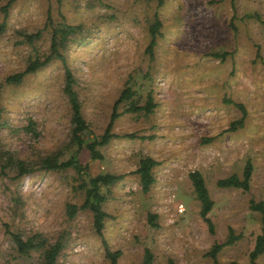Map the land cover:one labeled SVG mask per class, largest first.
I'll return each instance as SVG.
<instances>
[{
    "label": "rangeland",
    "instance_id": "obj_1",
    "mask_svg": "<svg viewBox=\"0 0 264 264\" xmlns=\"http://www.w3.org/2000/svg\"><path fill=\"white\" fill-rule=\"evenodd\" d=\"M6 0H0V7ZM51 24L27 42L23 34ZM154 14L160 21L152 53L144 48ZM3 12L0 10V21ZM0 32V264H39L41 249L17 252L5 229L22 237L40 233L46 244L60 242L55 264H108L101 237L120 250L118 264H140L143 247L153 264H212L205 251L235 235L216 253L218 264H250L248 252L260 229L259 212L249 199L264 202V0H14ZM77 25L60 51L73 77L88 136L103 131L120 89L133 94L116 106L111 132L98 146L100 158L77 151L84 172L39 168L46 155L67 158L70 110L62 92L58 58L19 82H4L28 59L48 52L50 28ZM226 51L220 59L213 53ZM154 105L145 112L123 111L140 105L147 92ZM245 115L240 126L229 122ZM133 133L126 136L125 133ZM150 156L153 182L142 191L135 168ZM9 158V161L6 159ZM34 170L13 177L15 161ZM251 162L249 187L217 186L238 176ZM198 170L212 199L207 213L213 230L198 213L188 172ZM120 175L101 187L106 212L99 236L88 209L68 217L65 203L79 204L80 181L87 175ZM181 203L182 211L177 210ZM155 215L151 225L147 214ZM264 264V252L256 259Z\"/></svg>",
    "mask_w": 264,
    "mask_h": 264
},
{
    "label": "trees",
    "instance_id": "obj_2",
    "mask_svg": "<svg viewBox=\"0 0 264 264\" xmlns=\"http://www.w3.org/2000/svg\"><path fill=\"white\" fill-rule=\"evenodd\" d=\"M14 0H6L3 5H1L0 10L3 12V19L0 21V32L3 30L5 22L4 17L6 15L7 7ZM163 0H156V5H160ZM51 24L50 15L46 14L45 22L43 23L42 28H38L33 32L24 33L23 37L27 42H31L33 39L40 36V32L43 28ZM160 26V21L154 14L153 20L148 25L149 40L145 45L144 50L148 53H152L153 46L155 44V37L158 33V28ZM78 28L77 25H71L68 23H63L60 26H52L50 28L49 35V46L48 52L42 57H33L27 60L25 66L16 72L8 74L4 77V82H19L22 77L29 72H33L41 66L48 63L52 58H58L62 64L63 68V85L62 92L66 95L67 101L69 103L70 110V134L69 138L73 145H75L74 151L65 159H58L56 156L46 155L40 160L39 168L44 169H65L67 167L73 168L77 173L84 172L87 168L86 164L79 162L77 157V151L80 148H84L91 158H100L101 153L97 148L100 145L105 144L110 137L114 134L111 132V126L114 118L118 115L116 111V106L120 101L129 100L133 94V90L129 85L125 84L119 91L117 97L114 99L112 104V110L110 112L108 121L98 136H88V126L82 116L80 111V103L76 96V91L73 88L74 77L65 62V57L60 51V47H63L65 41L69 34L75 31ZM215 56L220 57V59L226 54V51H221L219 53H213ZM2 82L0 81V92H1ZM236 106L239 107L241 112L240 116L236 119H233L229 122L227 130H234L236 126L242 124V120L245 115V109L241 103L235 102ZM154 105L150 92L148 91L145 96V100L142 104L137 105L129 101L128 105L124 107L123 111H138L144 110L148 112ZM126 136H133V133H125ZM8 157L6 161H9ZM156 164V161L150 156H143L138 159L137 167L135 172L138 175L140 188L142 191H147L150 184L153 182V176L151 174L150 168ZM16 173L13 177H17L26 173H29L34 170L32 165L24 163L22 160L17 159L15 161ZM4 165L2 166V168ZM2 168L0 172H2ZM251 162L249 159H246L241 170V175L238 176L235 173H231L225 177L218 178L215 183L217 186L221 187H239L243 190H247L249 187V177L251 174ZM188 178L191 181L192 188L199 202L198 213L201 219L207 224V228L210 232L213 230V225L210 218L207 216L208 211L212 205V199L208 193V190L204 184L203 178L198 170H191L188 172ZM120 177V175L109 173V172H98L94 175H87L86 179L80 181V186L83 189V197L79 204L73 202L65 203V213L68 217L73 216L78 209H88L92 215V226L94 231L100 236L101 230L103 227V218L107 215L106 212L102 209L101 203L104 200L105 196L101 190V187L111 183L115 179ZM249 207L251 209L257 210L259 212L260 220V229L261 231L256 234L252 248L248 252V260L250 264H257L255 259L256 257L264 252V202L262 201H253L249 199ZM155 215L153 213L147 214V219L151 225H156L153 221ZM6 231L10 235L11 241L13 242L17 252L25 254L29 250L41 249L40 261L39 264H55L56 256L60 249V242L55 241L53 243L47 244L46 240L40 233H32L25 237H22L20 233L14 232L5 226ZM235 238L230 231L227 235V238L223 242H213L210 245V248L205 251V255H208L212 258V264H218L216 260V253L223 244L230 243ZM101 242L103 246L104 257L108 260V264H118L117 258L120 254L118 249H110L106 241L101 237ZM140 264H153V254L148 247H143L142 256ZM166 264H174L171 258H167ZM225 264H239L238 262L231 260Z\"/></svg>",
    "mask_w": 264,
    "mask_h": 264
},
{
    "label": "built area",
    "instance_id": "obj_3",
    "mask_svg": "<svg viewBox=\"0 0 264 264\" xmlns=\"http://www.w3.org/2000/svg\"><path fill=\"white\" fill-rule=\"evenodd\" d=\"M177 210H178V211H182V210H183V206H182L181 203H179V204L177 205Z\"/></svg>",
    "mask_w": 264,
    "mask_h": 264
}]
</instances>
